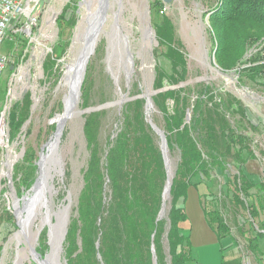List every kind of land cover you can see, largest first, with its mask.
I'll return each instance as SVG.
<instances>
[{
	"label": "rangeland",
	"instance_id": "obj_1",
	"mask_svg": "<svg viewBox=\"0 0 264 264\" xmlns=\"http://www.w3.org/2000/svg\"><path fill=\"white\" fill-rule=\"evenodd\" d=\"M101 1L104 2L102 6H98L99 0H52L50 5L55 7L60 17L69 9L67 18L75 17V25L60 26L57 22L54 37L33 42L20 40L19 45L14 47L12 57L15 68L7 71L0 79V264H40L28 247L32 237H18L22 231L18 209L21 210L22 217L27 216L26 202L35 195V187L43 177L42 163L49 151V144L59 132V121L66 111V102L70 97L68 83L84 46L82 42H78L79 38L75 45V39L86 7L91 11L100 10V14L106 19L107 33L99 27L105 21H102L101 16L97 19L99 26L90 22L86 26L87 30H93L95 34L91 42L93 45L90 46L94 51L86 66L78 104L67 114L57 144L56 163L51 167L57 171L52 181L55 189L53 209L57 213L61 209L65 210L62 264L67 263L65 242L68 228L72 218H75L77 201L83 190L84 175L90 160L84 129L88 115L102 114L97 119L103 129L102 138L108 142L121 130L123 108L134 99L143 98L146 99V105L150 100L148 111L145 107L146 113L166 137L163 114L155 105V97L162 91L185 89L191 103L187 117V123H190L199 94L204 87H208L203 110L209 109L210 114L220 111L234 133L231 135L234 137L231 154L225 141L221 145V151L228 157L229 177L234 180L235 176H239L238 183L243 188L247 183L253 186L264 185V41H260V45L257 43L248 46L244 58L235 69L224 70L215 59L217 42L209 21L210 13L219 0ZM119 1L124 4L123 9L122 5H117ZM122 20V26L127 28L124 33L129 36L130 50L134 55L133 64L127 65L123 61V66L120 58L126 55L119 46L121 36L116 33ZM165 23L174 27L175 39L182 45L181 51L185 53L188 71L183 79L178 76L174 79L167 78L164 88L158 89L159 65L168 76H174L173 69L162 54L166 49L160 46L157 39L158 27ZM148 27L155 42L150 51H141L142 38ZM110 41L113 43L114 54L110 53ZM13 46L7 43L8 49ZM5 50L3 48L4 52ZM140 51L143 58L138 55ZM56 59L55 69L48 71V64ZM261 66V70H254ZM128 69H131L130 76ZM26 104L29 105V118L23 123L21 133L12 139L10 122L15 115L18 117ZM173 107L174 102L170 101L169 109L172 110ZM147 122L149 123L148 116ZM212 124L216 128V135L222 139L223 122L220 116L213 115ZM156 135L162 151L163 141L157 133ZM168 149L165 170L168 167L174 170V179L181 155L177 150L171 152L169 144ZM31 155L37 166L35 181L29 189H24L20 183L22 175L16 168L23 165L25 158ZM240 169L242 175H239ZM226 185L224 175L212 168L211 179H206L200 186L199 193L192 189L190 200L187 203L180 200L178 207L189 212L190 204L192 213L197 200L201 211L204 207L206 213L211 215L219 203L235 241L230 242V245L225 243L228 259L232 264H264V243L260 250L255 249L251 243L255 231L264 233V209H261L264 208V190L252 187L249 198L240 194L247 207L242 208L236 203L233 192L228 193ZM172 201L170 192L164 208L162 207L161 219L168 221ZM253 206L259 211L257 217L251 215ZM57 222L55 218L53 223ZM29 227L32 236L38 233L34 253L39 261L44 262L52 249L51 227L47 225L40 229V219L33 220ZM181 227L186 236L193 237L194 222L191 218L189 222L182 223ZM163 243L170 260L166 235Z\"/></svg>",
	"mask_w": 264,
	"mask_h": 264
},
{
	"label": "trees",
	"instance_id": "obj_2",
	"mask_svg": "<svg viewBox=\"0 0 264 264\" xmlns=\"http://www.w3.org/2000/svg\"><path fill=\"white\" fill-rule=\"evenodd\" d=\"M68 11L67 8L63 12L58 25H75V17L67 18ZM210 14L209 21L217 42L216 62L224 70L235 69L248 46L264 41V0H219ZM157 39L166 49L162 54L174 73V76H168L159 65L157 87L162 89L167 78L178 76L183 79L188 68L182 45L176 41L171 24L158 27ZM57 61L52 60L47 70L55 69ZM208 92L209 88L204 87L199 94L190 123H187V117L191 103L185 89L162 91L154 100L163 114L169 148L181 155L172 183L173 201L168 221L160 219L167 170L156 132L147 122L146 99L136 98L123 108L121 130L108 142L102 138L103 129L97 119L102 114L88 115L84 129L90 160L75 218L68 228L66 264H155V258L157 264H197L193 243L181 227L189 220V213L178 207V202L183 199L187 203L191 193L193 195L192 189L199 193L200 186L206 179H211L212 168L224 175L228 193L233 192L236 203L242 208L247 207L240 194L249 198L252 187L264 190V185L253 186L251 183L243 188L238 183L239 176L234 180L229 177L228 157L221 151V145L225 141L230 152L234 133L220 111L210 114L209 109L203 110L204 96ZM170 101L174 102L172 110L169 109ZM213 115L222 119V139L216 135ZM28 118L29 105L26 104L18 117L15 115L10 122L12 139L21 133ZM16 169L22 175L23 188L29 189L37 169L33 155L27 156L24 164ZM242 174L240 169L239 175ZM220 207L218 203L211 215L204 207L202 209L210 227L218 232L219 240L227 238L234 243ZM251 211L252 216L259 215L256 207L253 206ZM165 235L170 260L165 253ZM251 243L260 250L264 233L255 231Z\"/></svg>",
	"mask_w": 264,
	"mask_h": 264
},
{
	"label": "bare ground",
	"instance_id": "obj_3",
	"mask_svg": "<svg viewBox=\"0 0 264 264\" xmlns=\"http://www.w3.org/2000/svg\"><path fill=\"white\" fill-rule=\"evenodd\" d=\"M103 4H104V2L99 0L98 6H102ZM118 4L122 5L123 3H122V1H119V3H117V5ZM123 5H122V9L124 7ZM86 8H87V10L84 12L85 13L84 17H83L80 25L78 26L79 31L77 32V36L75 39V42H76L75 45L78 42L79 43L82 42V45H84L83 46L84 48L85 47L90 48V46L92 47V45H93V43H91L90 39H91V36H93L94 32H93V30L91 32H90V30H87V27H86L87 24L89 22L90 23H96V26H97L98 25L97 19L101 16L102 21L103 20H105V21L103 24H101L100 26L98 25V26L100 28H102V30L105 34L107 33V26H106V19L104 18V16L102 14H100V10L91 11V10H88V7H86ZM122 23H123V20L119 24V26H120L119 29L116 28V33H119V35L121 36L119 39V42H120L119 46L124 51V55H126L125 57L120 58L121 59V65L123 66V61L127 65L133 64L134 55L130 50L129 36H128V34L124 33V30L127 28L123 27ZM127 27H128V25H127ZM144 34L145 35L142 38L143 42H142L141 47H140L141 51L144 49L150 51L152 49L154 42H155L153 40V33L148 27V28H146V32ZM78 38H79V41H78ZM110 43H111L110 44L111 52L110 51L109 52L114 54V48H113L112 41H110ZM141 51H140V53H138V55L140 57H142ZM122 53H120V55ZM111 58H113L112 55H111ZM76 67H77V63L75 65V68L73 69L74 73L72 75V78L70 79L71 84L68 83V86L70 88V97L68 99L69 101H67L68 104L66 102V111L59 121V132H58L57 136L55 137V139L49 144L50 145L49 151H48L43 163L41 162L42 163V174H43L42 180L35 187V191H34L35 195L32 198L28 199V201L26 202L27 205H26L25 210L28 211L27 216L22 217L21 210L18 209V216L20 219V224L22 226V231L19 232L18 237L21 235L22 236L23 235L24 236L29 235V237H32L31 242L28 244L29 245L28 247H29V250H30L32 256L40 264H62V261H61L62 246L61 245L63 243L64 234H65V232H64L65 226L63 227L64 218H65L64 217L65 210L61 209V212L57 213L53 209V203H52L53 198L52 197L55 193L54 192L55 189L52 187V181H53L54 176L57 175V171H56V169H51V167L56 163L55 162V160H56L55 159V153H56V150L58 148L57 144H58L59 138L62 134L63 125L65 123L67 116H68L67 114L70 110H72L73 106H76L78 104V103H76V100H75L74 86H73V81L75 79V75L77 74ZM127 72L129 75L131 72V69H128ZM166 155H167V152L165 153V156ZM166 160L168 162V156H166ZM168 170H169V180L167 182L168 186H167L165 197H164L166 199V201L168 200V197L170 195L171 182H172V179L174 177V172H173L174 170H172L169 167H168ZM40 171H41V165H40ZM55 218L58 220V222L56 224L53 223V220ZM36 219L41 220L40 229H42L43 227H45L47 225H50V227H51L50 246L52 247V249H51V252L47 256V259L44 260V262L39 261L36 258V255L34 253L35 248H36L35 246L37 243L38 233H36L32 236V234L30 233V230L28 229V228H30L29 226L31 225L33 220H36ZM19 259H20V257H19ZM16 264H18V263H16Z\"/></svg>",
	"mask_w": 264,
	"mask_h": 264
},
{
	"label": "built area",
	"instance_id": "obj_4",
	"mask_svg": "<svg viewBox=\"0 0 264 264\" xmlns=\"http://www.w3.org/2000/svg\"><path fill=\"white\" fill-rule=\"evenodd\" d=\"M51 1L0 0V79L15 68L12 57L20 40L33 42L55 36L60 14L50 5ZM7 43L13 48L8 49Z\"/></svg>",
	"mask_w": 264,
	"mask_h": 264
},
{
	"label": "crops",
	"instance_id": "obj_5",
	"mask_svg": "<svg viewBox=\"0 0 264 264\" xmlns=\"http://www.w3.org/2000/svg\"><path fill=\"white\" fill-rule=\"evenodd\" d=\"M194 210L193 214L190 213L189 204V220L191 218L194 222V233L190 240L193 243V257L197 259V264H232L231 260L226 256L228 249L225 244L227 242L230 245L232 242L227 238L222 241L219 240L218 232L210 227L206 215L201 211L197 200ZM189 220L184 223L189 222Z\"/></svg>",
	"mask_w": 264,
	"mask_h": 264
},
{
	"label": "water",
	"instance_id": "obj_6",
	"mask_svg": "<svg viewBox=\"0 0 264 264\" xmlns=\"http://www.w3.org/2000/svg\"><path fill=\"white\" fill-rule=\"evenodd\" d=\"M95 38V34L93 36H91V39L90 41L92 42L93 39ZM86 46V45H85ZM93 48H84L82 49L81 53L79 54V58L78 60L76 61L77 63V67H76V71H77V74L75 75V79L73 81V86H74V96H75V100H76V103H78V98H79V93H80V90H81V87H82V82L83 80L85 79V74H86V66H87V63L89 61V59L91 58V54L93 53ZM150 105V100H148L147 102V105H146V108H147V111H148V106ZM148 116V120H149V123L150 125L154 128V130L156 131V133L160 136L161 140L163 141V144H162V154L164 156V160H165V166L167 167V160H166V156H165V153L169 151L168 149V141H166V137H165V134L160 131L156 125L153 123V120L150 119L149 115L147 114ZM59 130V128H58ZM168 171V179H169V170ZM168 182V180H167ZM167 182H166V189H167ZM172 183H173V180L171 182V188H170V192H171V189H172ZM37 185V183H36ZM166 189L164 191V194H163V199H164V203H163V208L165 206V203H166V199L164 198L165 197V193H166ZM163 209L162 211L160 212V219L163 217ZM37 256L40 257L39 254H37ZM154 258H155V254H154ZM155 264H157V258H155Z\"/></svg>",
	"mask_w": 264,
	"mask_h": 264
}]
</instances>
